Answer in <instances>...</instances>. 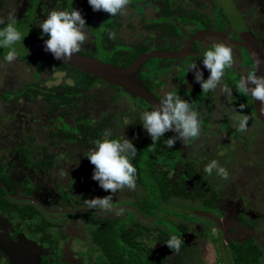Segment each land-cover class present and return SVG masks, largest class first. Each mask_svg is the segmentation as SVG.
<instances>
[{"label":"flooded vegetation","instance_id":"af4514ba","mask_svg":"<svg viewBox=\"0 0 264 264\" xmlns=\"http://www.w3.org/2000/svg\"><path fill=\"white\" fill-rule=\"evenodd\" d=\"M72 8L88 39L58 60L39 24ZM11 19L24 38L11 63L0 48V264H262L264 104L237 85L252 71L264 76V0H130L116 16L88 0H0V30ZM218 42L232 47L234 65L204 93L189 67L206 80L203 53ZM169 93L201 125L173 148L164 141L175 132L153 144L140 119ZM106 130L137 149L136 188L118 190L111 212L85 203L111 195L86 156ZM212 160L226 179L207 174ZM225 190L235 210L221 216ZM172 235L179 251L166 245Z\"/></svg>","mask_w":264,"mask_h":264},{"label":"clouds","instance_id":"9594fccd","mask_svg":"<svg viewBox=\"0 0 264 264\" xmlns=\"http://www.w3.org/2000/svg\"><path fill=\"white\" fill-rule=\"evenodd\" d=\"M88 3L94 11L102 10L111 16H116L123 14L130 0H88ZM85 26L86 21L79 10L72 8L49 11L47 18L39 24L42 32L49 37L45 41V51L50 52L58 60H70L88 39ZM23 38L15 19H11L0 30V48L9 49L5 56L7 62L11 63L17 58L18 53L13 46L21 42ZM109 38L114 39L115 32H109ZM202 63L210 72L206 80L196 63L191 64L189 70L194 71L196 82L200 83L203 92L207 93L215 90L224 77L226 69L233 67V49L225 42L215 43L203 53ZM237 87L243 94L251 95L254 100L264 104V76H259L252 71L246 76H241ZM222 91L230 94L231 90L225 85ZM140 119L144 129L152 138L153 144L169 131L177 134L164 141L169 148H173L177 140L187 141L200 134L201 125L197 111L192 108L189 101L182 99L179 95L167 94L158 105H153L151 110L144 111ZM248 119V116H243L239 120L240 131H246ZM111 135V131L106 130L103 133L104 138L97 140L86 155L90 163L94 165L92 179L111 195L87 199L85 203L89 209L104 212L114 210L113 195L118 190L124 188L135 190L136 188L137 169L131 160L136 156L137 149L130 140L124 138L121 141L110 138ZM213 170L225 179L228 177L227 170L220 166L217 160H212L206 165L205 171L208 175H212ZM181 243L178 236L172 235L166 245L170 249L179 251Z\"/></svg>","mask_w":264,"mask_h":264},{"label":"rangeland","instance_id":"374dc122","mask_svg":"<svg viewBox=\"0 0 264 264\" xmlns=\"http://www.w3.org/2000/svg\"><path fill=\"white\" fill-rule=\"evenodd\" d=\"M262 146H263V144H262ZM255 150L256 151H258V152H263V154H264V148L263 147H261L260 146V144H258L256 147H255ZM225 195H227L228 196V198L227 199H224L223 200V203H222V207L220 208L221 209V216H228V215H231L232 213H233V211L235 210L234 209V206L232 207V206H230L231 205V203H230V199H231V196H232V193L231 192H229V190H225L224 192H223ZM179 203L180 204H183L182 203V201H179ZM225 214V215H224ZM258 222H256V224H255V227L258 229V231L259 232H261L262 234L264 233V218H263V216H261V217H259L258 218V220H257ZM254 237L256 238V240H258L259 242H261V243H263L264 242V238L263 237H261V235H254ZM207 249H209L207 246H205V247H201L200 248V250H207ZM196 261H194V263L195 264H201L202 263V261L201 260H198V259H195ZM203 260V259H202ZM209 261V260H208ZM201 262V263H200ZM204 262L206 263V261L204 260ZM262 264H264V259L262 260V262H261ZM209 264H211L210 262H209Z\"/></svg>","mask_w":264,"mask_h":264},{"label":"water","instance_id":"95a60500","mask_svg":"<svg viewBox=\"0 0 264 264\" xmlns=\"http://www.w3.org/2000/svg\"><path fill=\"white\" fill-rule=\"evenodd\" d=\"M82 59H83V58H82ZM82 59H81V60H82ZM82 61H86L87 65H89V63H90L88 60H82ZM81 67H82V66H81ZM98 68L100 69V71H101V69L104 70V66L101 67V68H100V66H98ZM112 69H113V68H112ZM109 70H110V69H109ZM98 71H99V70H98ZM111 71H114V69L111 70ZM262 106H263V104H262Z\"/></svg>","mask_w":264,"mask_h":264}]
</instances>
